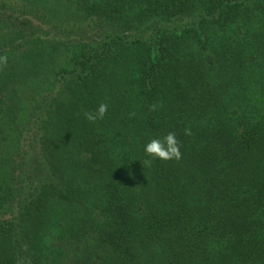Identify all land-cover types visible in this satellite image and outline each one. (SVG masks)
<instances>
[{
    "label": "trees",
    "instance_id": "obj_1",
    "mask_svg": "<svg viewBox=\"0 0 264 264\" xmlns=\"http://www.w3.org/2000/svg\"><path fill=\"white\" fill-rule=\"evenodd\" d=\"M0 57V264H264V0H0Z\"/></svg>",
    "mask_w": 264,
    "mask_h": 264
},
{
    "label": "clouds",
    "instance_id": "obj_2",
    "mask_svg": "<svg viewBox=\"0 0 264 264\" xmlns=\"http://www.w3.org/2000/svg\"><path fill=\"white\" fill-rule=\"evenodd\" d=\"M7 57H0V63H6ZM106 104H100L93 113H87L86 119L89 121H95L97 119H103L107 111ZM144 153L150 160L145 161V164L150 163L151 160L160 159V160H170L172 158H180V147L179 143L175 137L174 133H169L163 138V141L160 139H152L150 142L144 145Z\"/></svg>",
    "mask_w": 264,
    "mask_h": 264
}]
</instances>
